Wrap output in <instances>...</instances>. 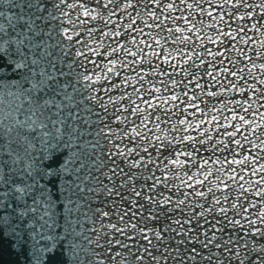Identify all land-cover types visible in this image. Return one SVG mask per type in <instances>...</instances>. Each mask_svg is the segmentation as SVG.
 <instances>
[{
	"label": "snow or ice",
	"instance_id": "6c2138e0",
	"mask_svg": "<svg viewBox=\"0 0 264 264\" xmlns=\"http://www.w3.org/2000/svg\"><path fill=\"white\" fill-rule=\"evenodd\" d=\"M91 2L96 7L88 0L53 4L67 17L58 36L75 49L69 79L76 95H69L55 87L59 76L48 70V54L41 55L38 43L30 49L31 41L17 35L19 25L21 33L27 28L29 36H37L46 5L0 0V239L10 241L29 264H61L57 257L65 255L64 244L75 234L68 218L91 192L109 206L93 209V223H101L94 247L85 251L75 245L86 264H264V112L256 107L264 108V62L255 63L264 60V39L259 57L254 47L253 55L237 47L251 45L255 37L248 32L264 28V0H222L216 6L230 5L231 11L206 12L213 21L207 28L215 35L202 34L203 20L197 28L191 16L171 17L185 27L167 25L172 44L179 45L167 52V38L162 42L152 35L169 19L158 14L162 0H150L155 10L142 24L131 0ZM139 2L150 7L149 0ZM180 2L204 12L199 4ZM117 8L130 19L121 20ZM66 9L82 11L73 20ZM164 10L179 8L169 0ZM193 38L211 59L196 51ZM244 61L251 65L240 67ZM203 96L222 101L219 108L209 109ZM78 97L94 102L109 119L96 114L99 126L83 121ZM73 117L96 128L91 151ZM173 117L165 131L161 124ZM101 138L110 146L97 158L93 153ZM202 150L208 156L197 160ZM210 164L218 166L215 172ZM90 174L96 184L86 186Z\"/></svg>",
	"mask_w": 264,
	"mask_h": 264
},
{
	"label": "bare ground",
	"instance_id": "6f19581e",
	"mask_svg": "<svg viewBox=\"0 0 264 264\" xmlns=\"http://www.w3.org/2000/svg\"><path fill=\"white\" fill-rule=\"evenodd\" d=\"M73 2L79 3L80 0H73ZM89 2V7H96L94 3L91 2V0H88ZM125 2H128V0H125ZM131 2L136 5V13L139 16L141 24L145 19H148V12L155 10V5H151L150 0L149 4L150 7L148 9L145 8V4L143 2H139V0H131ZM177 3V6L179 8V11L176 12H169L165 11L164 9L167 8V4L169 3V0H162L163 8L161 11L158 13L161 15V19H163L165 16H168L169 19L165 22L164 25H161V27L157 31H153L152 35L155 36L157 39H161L162 42L166 40L167 47L164 49L165 52L169 48H174V47H179V45H173L171 38H170V33L167 31V25H171L173 29H175L177 26L184 28L185 25L182 20L173 22L171 17L175 16H191V22L196 23L197 28H201L202 26L197 23L199 20L204 21L203 25V31L202 34L208 35L212 34L215 35V32L211 28H207V25L209 23H213L212 20L207 17L206 12L207 11H213L214 13H218L219 15H224L225 12L231 11V6L227 5L224 8L217 7L216 5H219L222 3V0H212L211 4L205 3L204 0H188V3H196L199 4L203 7L204 12H201L198 7H193V9L189 10L185 7L183 3L180 2V0H175ZM42 3L46 5L47 7V14L44 15V22L40 25V31L37 32V36H29L28 35V29L23 28V32L21 33L20 26H17V35H20V38L23 39H28L31 41V44L29 45V48H34L37 43L39 44L40 52L41 55H44L46 52L48 55L45 57L46 59L51 61L52 67L49 68V71H53L59 76V79L57 80V84L55 85L56 88H64L66 91H68L69 95H76V93L71 92L70 90L74 87H77L70 79L69 77L72 75L70 69L72 68V64H75V60L73 59L72 53L75 52V49L69 44V42L66 41V39L61 42L60 36H58L57 29L60 31L63 30V28L67 25V17H64L60 12H56V10L53 8V4L56 3V0H42ZM48 10L51 14H48ZM4 11H8L7 8L4 9ZM66 11L72 13V19H76V15L79 14L80 11L82 10H77V9H66ZM16 12L15 9L12 10V12H9V14H14ZM35 10L33 9V13ZM117 15H120L121 20H129L130 17L127 15H121V9L117 8L116 9ZM24 16L26 17L28 15V10L24 9L23 13ZM219 15L216 18V22H219ZM55 16L60 17V20H56ZM53 17L55 22L50 23L49 18ZM116 17H113V20H115ZM259 19V17H258ZM3 22V21H0ZM96 23V22H94ZM223 27V25H221ZM236 27V24H233V28ZM35 30V29H34ZM108 28H105L104 31H108ZM81 31L83 29L81 28ZM146 32L149 31L148 29L145 30ZM264 32V28H262L259 32L250 30L248 32V37H255L253 43L251 45H242V44H237V47L244 49L245 47L248 48V55H253L252 49L253 47L255 48V57L260 56L261 49L259 47V40L264 39V36L261 35V33ZM187 34V33H185ZM139 36L140 34H136ZM42 36L43 39L38 40L37 37ZM247 38V37H245ZM15 39V37H13ZM101 39H103L101 37ZM196 45V51L200 52L202 56L205 57V59H211L210 57L207 56V54L203 51V49L200 47V41L195 40ZM122 43H126L125 41H121ZM207 47H212L215 48V45L207 44ZM64 51V55H61V51ZM223 50V49H220ZM148 51H151V49H148ZM159 51V49H157ZM123 55V53H121ZM229 55L232 56L233 59H236V53L235 52H230ZM29 58H31V51L29 52ZM93 59H97L96 57H93ZM264 60L256 58L255 63L259 66ZM44 63V61H42ZM155 63V61H154ZM244 63H247L249 66L251 65V61H244L242 62L239 66L243 67ZM227 66V62L226 65ZM45 67L47 68V63H45ZM89 67H91L89 65ZM61 70L65 71V74L60 75ZM149 70L150 69H146ZM8 75H11V72L8 73ZM257 76L259 77V73H257ZM118 79V78H114ZM205 80H202L201 83H205ZM250 83H255V81L250 80ZM8 82H5L7 85ZM224 83L227 84V80H224ZM159 86V85H157ZM99 88L100 86L97 85ZM257 87H260L259 84H257ZM9 90H14L9 88ZM212 89H209L211 91ZM52 89H48L44 93L45 96L49 95ZM81 90L77 88V92H80ZM128 92H131V88H127ZM219 91V89H217ZM64 93L61 92L60 95H63ZM117 94L115 91L113 92V95ZM95 95V93H93ZM103 95V93H101ZM251 95V93H249ZM259 95V94H257ZM228 97H225L227 99ZM79 103L81 107L77 109V114L83 118V121H92L94 122L97 126L100 124V120L97 119L96 114H99L105 121L109 119V116H105L102 112V110L95 105V103H88L86 99L83 97H78ZM202 99L204 101L208 102V107L209 109L212 108L213 105H215L217 108H219L220 103L222 101L217 100V99H211L207 96H203ZM237 99H239V96H237ZM199 103V101H197ZM73 107L75 108L76 105L74 104ZM111 107V105H110ZM257 108L260 109L261 112H264V108H260V105H256ZM92 109H95V112H91ZM215 115L220 116L221 114L219 112H214ZM224 115H228L227 111L225 110ZM210 117H206L208 119ZM257 120H259V115L257 114L255 117ZM74 120H76V117H73ZM135 119V117H133ZM175 120L173 117L172 120L169 121L168 124H161V127L165 129V131L169 130V124L172 123ZM77 124L80 126V129L82 133H84L83 140L86 144L89 145V151L95 146L94 142L97 139L96 137V128L92 127L91 125L88 128L83 127V124L81 121L76 120ZM115 123V122H114ZM177 136H179L181 133L177 132L175 133ZM169 135H172L171 132H169ZM218 138V137H214ZM106 146H110V144H106L105 140L101 138L100 140V146L95 148V152L93 155H95L97 158H100L102 155H105L101 153V148H104ZM239 151V150H237ZM255 154V153H253ZM217 155H220V153H217ZM262 156H264V153H261ZM208 153L204 152L203 150L201 151L200 155L197 156V160H201L202 158H207ZM229 158H231L229 156ZM240 158V157H238ZM107 163V160H105ZM261 162H264L262 160ZM209 167L212 168V171L215 172L217 169V165L210 164ZM225 169L227 171V166H225ZM191 171L195 172V168H191ZM226 171L221 173V176H226ZM201 173L203 174V170H201ZM97 175H99V172H96ZM163 170H162V173ZM103 180V177H100ZM252 179H256V177H251ZM86 186H91L95 185L96 181L92 179L91 174L87 176L86 178ZM105 183H108L106 180L104 181ZM177 184L180 183L179 180L176 181ZM219 194V193H218ZM104 197L103 196H94L91 192H87L83 194V199L79 200V209L76 211H73L71 217L68 218L72 222V229L74 231V235H69L66 243L64 244V256H58L57 259L61 261V264H64L66 261V264H77V256L73 254V250L70 249V245L72 248L75 250L76 254L80 256L82 264H86L85 258H84V253L80 252L79 248H76L75 245H80V247L84 248L85 251H90L94 247V239L97 237L98 232L97 230L101 229V223L99 219L95 220V223H93L94 217H93V209H96L98 207H103L104 210H107L109 205H106L104 203ZM63 201V197H61V202ZM60 213H58V216ZM115 222V220H113ZM62 224H64V221H61ZM105 225H107V220L104 221ZM39 230V229H38ZM58 231H62V229H58ZM43 247V242L40 245ZM29 247H31V242H29ZM0 248H3L0 250V264H29V261L27 259V256L25 255H17L15 251H13V248L11 246V242L5 239H0ZM27 252V249H26ZM28 255H31L30 252H28ZM147 264V262H145Z\"/></svg>",
	"mask_w": 264,
	"mask_h": 264
},
{
	"label": "rangeland",
	"instance_id": "374dc122",
	"mask_svg": "<svg viewBox=\"0 0 264 264\" xmlns=\"http://www.w3.org/2000/svg\"><path fill=\"white\" fill-rule=\"evenodd\" d=\"M49 11H50V10H48V14H51L52 12L50 13ZM49 22H50V23L55 22V20L53 19V17H50V18H49ZM47 66H48V65H47ZM62 72H63V74H65V71H64V70H62ZM57 73H60V72H57ZM1 249H3V248H0V250H1Z\"/></svg>",
	"mask_w": 264,
	"mask_h": 264
}]
</instances>
